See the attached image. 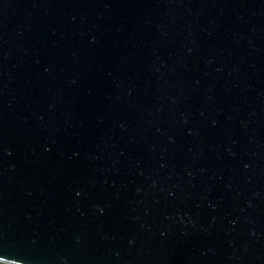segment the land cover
Here are the masks:
<instances>
[{
    "label": "water",
    "instance_id": "1",
    "mask_svg": "<svg viewBox=\"0 0 264 264\" xmlns=\"http://www.w3.org/2000/svg\"><path fill=\"white\" fill-rule=\"evenodd\" d=\"M0 262L264 264V0H0Z\"/></svg>",
    "mask_w": 264,
    "mask_h": 264
},
{
    "label": "built area",
    "instance_id": "2",
    "mask_svg": "<svg viewBox=\"0 0 264 264\" xmlns=\"http://www.w3.org/2000/svg\"><path fill=\"white\" fill-rule=\"evenodd\" d=\"M0 264H6V263L0 262Z\"/></svg>",
    "mask_w": 264,
    "mask_h": 264
}]
</instances>
